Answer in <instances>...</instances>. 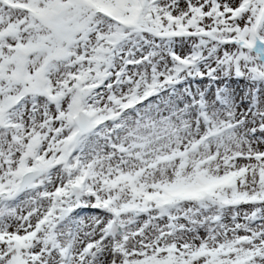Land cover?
<instances>
[{"label":"snow or ice","instance_id":"6c2138e0","mask_svg":"<svg viewBox=\"0 0 264 264\" xmlns=\"http://www.w3.org/2000/svg\"><path fill=\"white\" fill-rule=\"evenodd\" d=\"M0 264H264V0H0Z\"/></svg>","mask_w":264,"mask_h":264}]
</instances>
